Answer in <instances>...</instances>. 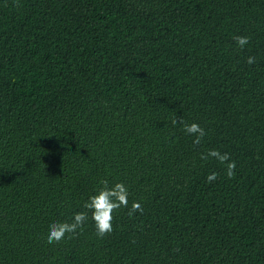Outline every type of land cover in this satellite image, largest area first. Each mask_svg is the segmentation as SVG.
Here are the masks:
<instances>
[{
	"label": "trees",
	"instance_id": "trees-1",
	"mask_svg": "<svg viewBox=\"0 0 264 264\" xmlns=\"http://www.w3.org/2000/svg\"><path fill=\"white\" fill-rule=\"evenodd\" d=\"M0 264H264V0H0Z\"/></svg>",
	"mask_w": 264,
	"mask_h": 264
},
{
	"label": "clouds",
	"instance_id": "clouds-1",
	"mask_svg": "<svg viewBox=\"0 0 264 264\" xmlns=\"http://www.w3.org/2000/svg\"><path fill=\"white\" fill-rule=\"evenodd\" d=\"M236 44L243 49L249 43V37L237 36L235 37ZM249 65L255 63V57H248L246 61ZM173 125L180 124L183 126V131L194 136V145H199L206 135L203 128L196 123L188 124L183 119L173 118L171 121ZM214 158L221 164L225 165L226 175L229 179L235 175L236 164L232 161L227 153H221L218 150H209L206 154L201 155V159ZM217 178L216 173H212L206 179L209 182ZM103 187L97 194L90 196L88 201L84 203L83 208L86 211L74 214L71 222H58L49 226V232L46 242L48 244L59 243L67 235L68 238H74V234L83 228L86 220L89 219V212L91 213V220L94 223L96 235L100 238L105 237L113 232V212L120 208L128 207V189L122 183H116L112 187L108 186V182H101ZM136 212L143 213V207L139 202H133L128 211L129 217L133 216Z\"/></svg>",
	"mask_w": 264,
	"mask_h": 264
}]
</instances>
